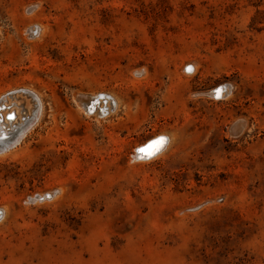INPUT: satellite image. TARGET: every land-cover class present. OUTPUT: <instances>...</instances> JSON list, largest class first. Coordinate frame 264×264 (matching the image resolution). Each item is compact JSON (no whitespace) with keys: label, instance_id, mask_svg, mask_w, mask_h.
<instances>
[{"label":"rangeland","instance_id":"1","mask_svg":"<svg viewBox=\"0 0 264 264\" xmlns=\"http://www.w3.org/2000/svg\"><path fill=\"white\" fill-rule=\"evenodd\" d=\"M1 100L0 264H264V0H0Z\"/></svg>","mask_w":264,"mask_h":264},{"label":"bare ground","instance_id":"2","mask_svg":"<svg viewBox=\"0 0 264 264\" xmlns=\"http://www.w3.org/2000/svg\"><path fill=\"white\" fill-rule=\"evenodd\" d=\"M34 32L36 33V30H34ZM34 34V33H33ZM222 89H224L225 91L222 92L221 94V97H223L226 92H227V88L225 87H220ZM213 97H215V94L214 92L211 94ZM210 95V96H211ZM216 98V97H215ZM34 100V102H36V108H35V112L33 113V115L29 118V116L27 117L28 118V122L31 123L32 121H35L36 119V116H37V113L39 111V108H40V105H39V101L37 99L36 96H34V98H32ZM93 98H88L86 99L87 103L84 105V107H86V109L84 110L85 112L87 111L88 113H92L94 111L95 108H97V111H98V114L103 116L107 113V110L110 109V107H115V103L114 101L112 100H109L108 97L106 96H101L99 98H96L93 100V102H91L90 104V101H92ZM101 99V101H100ZM100 101V103H99ZM108 101H110V103L108 104ZM0 112L2 110H5L6 107L4 105H2V100L0 101ZM5 102V101H3ZM111 104V105H110ZM9 108V107H8ZM12 113V112H11ZM6 116V114L2 113V115H0V138L1 139H5L6 136H9V135H12L13 134V138L12 139H9L7 141H3V140H0V152H2L3 150H6V148L9 147V145L12 143V141L14 140L15 136L17 133H19V130H22L20 129L21 127L23 128V125H21L22 123H19V119H16V116L17 114L13 113ZM14 114H15V118H14ZM95 114V113H94ZM9 116H11L12 118L9 119ZM6 117V119H5ZM4 120H8V122H4ZM25 125V124H24ZM9 129H6L5 127H9ZM33 126V125H32ZM16 127H19V130L18 129H15ZM30 129V128H29ZM233 131V130H232ZM22 135V134H21ZM18 136V134H17ZM162 136V135H161ZM165 137V136H164ZM153 138V137H152ZM166 138V137H165ZM15 143V142H14ZM13 143V144H14ZM166 144H167V139H166ZM166 144L164 146V148L166 147ZM142 146H145V145H142ZM141 146V147H142ZM164 148L162 150H164ZM162 150L160 152H162ZM159 152V153H160ZM157 155V154H156ZM154 157V156H153ZM134 159H140V160H145V159H149V158H144V159H141L140 158V154H139V157L137 158V152L135 151V155H134ZM51 198L52 195H47ZM42 199H45L44 197H42ZM1 211V210H0ZM2 215V213H1ZM0 215V216H1Z\"/></svg>","mask_w":264,"mask_h":264},{"label":"snow or ice","instance_id":"3","mask_svg":"<svg viewBox=\"0 0 264 264\" xmlns=\"http://www.w3.org/2000/svg\"><path fill=\"white\" fill-rule=\"evenodd\" d=\"M186 71L191 72L192 69L191 67H188L185 69ZM225 91L222 88H215L214 89V94L216 99H220L221 98V94L222 92ZM12 117L9 116V119H11ZM166 144V138L164 136H159L153 140H151L146 146H142L136 149V152L140 154V158L144 159V158H151L153 156H155L156 154H158L165 146Z\"/></svg>","mask_w":264,"mask_h":264},{"label":"water","instance_id":"4","mask_svg":"<svg viewBox=\"0 0 264 264\" xmlns=\"http://www.w3.org/2000/svg\"><path fill=\"white\" fill-rule=\"evenodd\" d=\"M25 94H27L29 97H31V98H34V95L32 94V93H29L28 91H23ZM1 103V102H0ZM241 125L242 126V123H237V125ZM231 132H232V129H231ZM13 138V134L12 135H9V136H6V138L5 139H1L0 138V140H3V141H7V140H9V139H12ZM139 157V153H137V158ZM45 199H48L49 198V196H45L44 197ZM42 199V198H41ZM0 215H1V212H0Z\"/></svg>","mask_w":264,"mask_h":264},{"label":"flooded vegetation","instance_id":"5","mask_svg":"<svg viewBox=\"0 0 264 264\" xmlns=\"http://www.w3.org/2000/svg\"><path fill=\"white\" fill-rule=\"evenodd\" d=\"M159 136H161V135H158V136H155V137L151 138V139L148 140L146 143H148L149 141H151V140H153V139H155V138H157V137H159Z\"/></svg>","mask_w":264,"mask_h":264}]
</instances>
